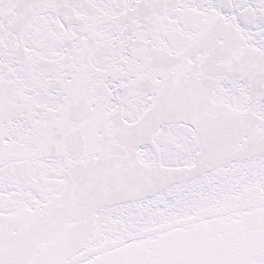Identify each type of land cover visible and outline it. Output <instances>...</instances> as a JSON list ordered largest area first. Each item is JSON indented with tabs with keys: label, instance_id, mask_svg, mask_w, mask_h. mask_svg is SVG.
<instances>
[{
	"label": "snow or ice",
	"instance_id": "1",
	"mask_svg": "<svg viewBox=\"0 0 264 264\" xmlns=\"http://www.w3.org/2000/svg\"><path fill=\"white\" fill-rule=\"evenodd\" d=\"M0 264H264V0H0Z\"/></svg>",
	"mask_w": 264,
	"mask_h": 264
}]
</instances>
